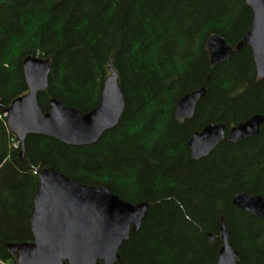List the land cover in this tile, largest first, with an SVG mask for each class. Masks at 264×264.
<instances>
[{
  "label": "trees",
  "instance_id": "16d2710c",
  "mask_svg": "<svg viewBox=\"0 0 264 264\" xmlns=\"http://www.w3.org/2000/svg\"><path fill=\"white\" fill-rule=\"evenodd\" d=\"M252 18L245 0H0V264H17L8 243L33 240L29 217L44 167L149 204L118 264H216L222 226L238 264H264V224L231 204L242 192L264 198V122L256 136L221 141L198 161L186 146L207 121L264 114L250 48L215 67L206 49L214 34L236 45ZM28 56L51 66L38 96L43 112L50 99L94 109L111 65L125 100L117 126L82 147L29 135L21 153L1 108L26 94ZM200 87L206 94L193 119L178 123L176 103Z\"/></svg>",
  "mask_w": 264,
  "mask_h": 264
},
{
  "label": "water",
  "instance_id": "95a60500",
  "mask_svg": "<svg viewBox=\"0 0 264 264\" xmlns=\"http://www.w3.org/2000/svg\"><path fill=\"white\" fill-rule=\"evenodd\" d=\"M251 9V26L243 38L231 46L219 35L206 43L211 67L225 62L244 47H249L258 78H264V0H245ZM49 61L28 56L22 62L27 84L26 94L2 107L6 125L21 144L27 136L54 138L68 146H89L119 123L125 100L118 76L110 65L99 104L89 112L68 107L50 99L46 112L38 104V96L48 88ZM206 93L200 87L183 96L175 106V118L181 122L193 115L195 105ZM264 115H256L232 128L226 142L236 144L256 136ZM223 124H210L194 134L188 147L192 160L207 156L224 139ZM38 188L33 196L30 213L31 242H10L7 248L17 264H118L119 249L131 233L139 230L149 204H131L106 188L76 182L51 167L37 170ZM231 204L250 213L264 224V198L246 192L236 194ZM210 240L214 234L207 235ZM221 247L217 264H238L240 253L230 243V234L220 229Z\"/></svg>",
  "mask_w": 264,
  "mask_h": 264
},
{
  "label": "flooded vegetation",
  "instance_id": "af4514ba",
  "mask_svg": "<svg viewBox=\"0 0 264 264\" xmlns=\"http://www.w3.org/2000/svg\"><path fill=\"white\" fill-rule=\"evenodd\" d=\"M253 15V14H252ZM232 46V45H231ZM245 48V47H244ZM242 50V49H241ZM240 50V51H241ZM251 50V49H250ZM237 53V52H236ZM233 54H235V53H233ZM232 54V55H233ZM231 55V56H232ZM251 55H252V52H251ZM230 56V57H231ZM229 57V58H230ZM252 59H253V57H252ZM228 60V59H227ZM253 64H254V61H253ZM254 69H255V65H254ZM254 80H264V78H258V76H257V73H256V70H255V78H254ZM206 94V93H205ZM205 96V95H204ZM201 101V100H200ZM199 103V101L197 102V104ZM196 104V105H197ZM196 105H195V108H196ZM195 108H194V111H195ZM193 111V115H192V117L191 118H189V119H185V120H183V121H181V122H179V121H177L176 120V118H175V120L178 122V123H184V122H188V121H191L192 119H193V116H194V112ZM256 115H264V114H262V113H250L247 117H243L242 119H241V121H239V122H237V123H229V124H227V123H225V122H209V121H207V122H205V123H203L202 124V126L201 127H199L198 129H196V130H194L192 133H191V136H189V138L187 139V142H186V146H187V148L189 149V147H188V142H189V140L194 136V134H196V133H200L206 126H208V125H210V124H223L224 126H225V128H224V139L222 140V141H224V142H226L225 141V139L228 137V135H229V132H230V130L232 129V128H234V127H236V126H238L239 124H242V123H245L246 121H248L249 119H251L252 117H254V116H256ZM174 117H175V111H174ZM260 129V128H259ZM214 150V149H213ZM189 153H190V157H191V152H190V149H189ZM192 159V158H191ZM196 161H198V160H196ZM236 195V194H235ZM234 195V196H235ZM216 236V235H215ZM217 237V236H216ZM216 237H215V239H216ZM209 239V238H208ZM214 239V240H215ZM220 239V238H219ZM210 240V239H209ZM214 240H210V241H214ZM221 241V240H220ZM220 249V248H219ZM217 264V263H216Z\"/></svg>",
  "mask_w": 264,
  "mask_h": 264
},
{
  "label": "bare ground",
  "instance_id": "6f19581e",
  "mask_svg": "<svg viewBox=\"0 0 264 264\" xmlns=\"http://www.w3.org/2000/svg\"><path fill=\"white\" fill-rule=\"evenodd\" d=\"M214 151V150H213Z\"/></svg>",
  "mask_w": 264,
  "mask_h": 264
}]
</instances>
